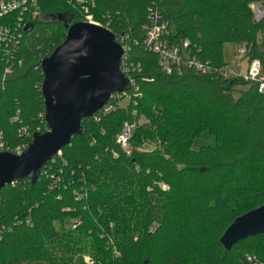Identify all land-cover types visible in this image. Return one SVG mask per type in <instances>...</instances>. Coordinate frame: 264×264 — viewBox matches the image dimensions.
I'll list each match as a JSON object with an SVG mask.
<instances>
[{
    "label": "trees",
    "instance_id": "trees-1",
    "mask_svg": "<svg viewBox=\"0 0 264 264\" xmlns=\"http://www.w3.org/2000/svg\"><path fill=\"white\" fill-rule=\"evenodd\" d=\"M252 2L264 9V0L88 5L116 37L126 33L137 90L128 86L82 119L81 132L36 179L31 174L0 189V264H264V232L227 250L218 241L232 219L264 203V93L256 82L222 73L229 42L245 48L248 62L259 59L264 71V40H256L264 18L254 20ZM85 3L39 0L40 13L22 30L14 54L22 64L2 79L0 63L6 147L28 145L33 132L47 130L40 61ZM15 19V13L0 16V22ZM153 24L178 48L179 60H170L168 70L143 42ZM124 122L132 125L125 147L117 142ZM203 131L213 143L195 148L192 139ZM67 217L71 223L57 227Z\"/></svg>",
    "mask_w": 264,
    "mask_h": 264
},
{
    "label": "water",
    "instance_id": "water-1",
    "mask_svg": "<svg viewBox=\"0 0 264 264\" xmlns=\"http://www.w3.org/2000/svg\"><path fill=\"white\" fill-rule=\"evenodd\" d=\"M123 52L105 26L75 21L66 27L64 39L40 61L47 130L34 132L19 154L0 151V189L31 174L36 179L41 167L81 132L82 119L92 117L113 94L125 89L120 69ZM262 232L264 203L232 219L218 241L227 250L238 239Z\"/></svg>",
    "mask_w": 264,
    "mask_h": 264
},
{
    "label": "built area",
    "instance_id": "built-area-1",
    "mask_svg": "<svg viewBox=\"0 0 264 264\" xmlns=\"http://www.w3.org/2000/svg\"><path fill=\"white\" fill-rule=\"evenodd\" d=\"M76 1L81 3L84 0ZM85 1L86 3L80 6L81 9L78 15V21H87L102 25L101 22L96 21L89 13L88 5H93V0ZM250 10L255 21L264 18V9L260 2H252L250 4ZM10 13L16 14V19L14 21L8 20L0 22V63L4 64L3 73L1 76L2 79H4L7 74H10L14 70L15 65L22 64V60L20 58L16 59L14 54L19 48L22 30H24L28 23L40 13L39 0H0V16ZM105 27L109 28L108 26ZM161 31V25H148L146 36L143 39V42L145 43L146 47L149 48V50L158 53L159 59L163 64L164 69L168 70L167 66L170 60H179V55L177 53L178 48L172 44L169 45L163 39H161ZM115 38L121 44L124 51L121 57L120 69L126 78V86L125 89L120 93H126V88L128 86H133L134 91H136L137 87H135V80L132 76V72L135 68L133 62L130 61V56L133 52V46L129 41L126 40V33H121L117 37L115 36ZM181 48H188L186 40L182 41ZM244 50L245 48L243 46L239 49L240 53H243ZM189 63H192L193 67L196 69L201 68V63H199V61L190 59ZM260 63L261 61H259L257 58L250 60L246 64L244 72H237L235 71L233 65L231 66L228 64L225 66L222 73L223 75L227 76H232V74L235 76H241L243 80L247 79L249 81L256 82L258 90L264 93V71H262ZM127 95H129V93ZM131 130L132 126L128 122H124L122 130L117 135V142L120 143L121 146H126L128 137L131 134ZM20 131L23 133L26 132L24 128H22ZM35 132H39V130H36ZM26 146L27 145L21 144L9 148L5 146L3 141H0V151H9L19 154L26 148ZM59 153L60 152H58V154ZM51 177H53V175H51ZM253 264L258 263L254 261Z\"/></svg>",
    "mask_w": 264,
    "mask_h": 264
},
{
    "label": "rangeland",
    "instance_id": "rangeland-1",
    "mask_svg": "<svg viewBox=\"0 0 264 264\" xmlns=\"http://www.w3.org/2000/svg\"><path fill=\"white\" fill-rule=\"evenodd\" d=\"M42 18L46 19V18H50V17L48 15H43ZM260 39L264 40V33L262 35L261 31H259V34L256 36L257 41H259ZM239 49H240V47L233 42L225 43L224 44V50H223V56H224V59L226 61H228L229 65L234 66L235 71L244 72V69H245L246 64L248 62H247L245 54L240 53ZM242 86H244V85H242ZM123 98L124 99L121 101V105H125L127 103L128 99H129V95L124 96ZM206 142H208V144L213 143V138H212V136H210L208 131H203L200 135L193 138L191 143L195 148H199L200 145L206 144ZM146 146H147V148H152L154 146V144L149 143ZM70 223H71V218L67 217V218H64V219L57 221L56 225H57V227L60 228V227L69 225Z\"/></svg>",
    "mask_w": 264,
    "mask_h": 264
},
{
    "label": "crops",
    "instance_id": "crops-1",
    "mask_svg": "<svg viewBox=\"0 0 264 264\" xmlns=\"http://www.w3.org/2000/svg\"><path fill=\"white\" fill-rule=\"evenodd\" d=\"M248 62V61H247Z\"/></svg>",
    "mask_w": 264,
    "mask_h": 264
}]
</instances>
